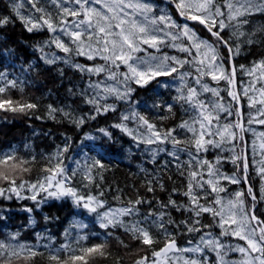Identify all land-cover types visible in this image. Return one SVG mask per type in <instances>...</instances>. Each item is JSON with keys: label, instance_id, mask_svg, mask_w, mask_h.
Here are the masks:
<instances>
[{"label": "trees", "instance_id": "16d2710c", "mask_svg": "<svg viewBox=\"0 0 264 264\" xmlns=\"http://www.w3.org/2000/svg\"><path fill=\"white\" fill-rule=\"evenodd\" d=\"M154 1L157 5L167 3V8L173 16L178 21L182 20L174 5L177 0ZM42 2L55 16L58 10L49 3V0H42ZM219 2L223 3V0ZM11 4L12 0H0V17H11L8 24L0 26V71L7 74V79L15 80L17 87L9 88L4 97H11L13 101L20 104L32 103L36 107L15 113L0 109V157L10 154L18 165L14 175L10 167L13 161L0 165V170L8 172L10 179L15 178L18 187L22 181L28 183L41 181L49 175L45 171L46 168L54 167L58 161H62L66 175L71 177L68 181L70 186L76 188L81 195H96L98 199L105 202L104 208L117 205L130 206L129 201H135L138 198L147 201L137 205L138 212L124 217V221L131 224L139 220L141 226L150 228L154 243L144 245L139 240L133 239L131 234L126 233L123 228H101L95 213L77 207L68 197L59 200L49 198L46 203H40L38 206L37 202L31 199H20L8 192L7 190L11 187L10 182L0 180V188L6 190L5 196H0V238L5 239L12 233H18L20 239L33 244V250L40 253L31 260L25 261L23 255L26 253L18 258L9 257L3 252L4 255L0 256V264L2 261L5 263L12 261L16 264H52L48 259L49 248L44 246L50 245L51 248L58 249L65 240L66 230L74 224L76 218L86 226L84 232L88 239L81 241L82 244L90 246L107 241L106 251L109 254L103 257L96 256L92 264H136L141 257H147L148 264H152L155 259L152 255L153 251L162 248L166 239L174 238L180 245H183L189 241H197L205 232H219L218 217H214L210 212L202 213L197 217L194 212L184 208L177 211L176 207L170 204L167 208L161 206V203L168 204L171 197L177 205L191 207L189 197L184 195L188 190L191 171L201 173L203 177L202 180L197 178L203 187H194L199 203L204 206L213 204L216 192H213L211 186L205 183L207 165L203 164L202 160L208 161L218 172L236 171L241 177L244 175L243 162L233 163L228 151L221 147L208 146L206 151L197 152L194 144L191 143L193 134L179 127L184 121L189 122L192 119L193 111L188 104L175 99L180 94L174 86L168 83L167 77L169 76L157 77L143 86L131 81L130 87L134 91L127 99L119 100L115 95L105 94L99 89L90 87L91 83L102 80L105 74L117 72L119 75L123 71L127 72L126 66L120 65V68L116 69L99 56L89 60L86 56L77 55L75 49L70 54L65 53V56H58L59 59L52 64L46 63L43 56L47 55L48 51L58 50L56 46L46 44V41L51 40L52 33L46 27L28 32L24 23L13 12ZM21 14L28 17L22 12ZM244 18L248 19L249 23L244 25L247 33L241 43L228 28L222 33L225 40L231 37L230 43L234 51L237 45L240 46L239 54L234 57L239 86L243 80L249 84L250 82L240 75L238 67L242 65L247 67L264 60V31H261L264 29V14L256 13ZM190 22L200 34L214 42L215 38L203 25L197 21ZM249 35L256 41L255 43L246 42ZM218 51L229 69L228 49L220 48ZM65 59L70 62L65 63ZM76 64L84 66L85 69L104 66L105 71L99 74L87 70L81 71L73 66ZM204 77L209 79V76ZM259 77L258 75L254 78L258 90L264 88V78L258 79ZM212 82L222 87V97L233 111L231 116L227 112L219 113V121L214 122L216 124H236L239 119L235 114L238 104L229 98L228 92L224 90V86L228 87V83L224 80ZM2 84L3 82L0 86ZM250 87V92L257 100L254 108L259 106L264 108V105L258 102L259 97L261 99L264 97H261L253 86ZM97 92L100 93L98 97L100 105H114L115 111L96 114L95 105L87 103L86 100L95 96ZM240 97L244 120L247 123L248 111L251 108L247 103L248 95L243 94ZM168 105H172L171 111L168 110ZM49 106L56 111L50 113ZM133 111L145 116L150 123L163 132L176 129L177 138L188 143H182L184 147L180 151H170L169 148L164 152L157 151L155 160H153L152 150H156V147L158 149V144L140 143L138 139H134L135 136L113 127L114 124L121 122L122 114L131 115ZM91 115H95L96 118H88ZM81 117L85 119V123L78 127L74 121ZM123 123L139 125L141 129H146V126H142L138 119H129ZM99 129H106L110 132L111 139ZM236 130L235 142L239 156L243 159L245 144H248V134L245 132L241 134L239 128ZM88 135L93 139H86ZM65 146L68 149L66 152L63 151ZM260 151L261 155H256V158L258 160L262 158L263 161H260L257 167H253L249 159L246 175L247 182L253 187V193L257 197L254 213L259 220L264 221V204L259 201L260 183L264 181L259 174L260 168L264 166V148ZM168 152H174L175 155H168ZM97 153H102V163L105 168H94L93 183L84 187L88 183L83 179L85 166L79 169L66 166L76 156H85V165L91 164L92 161L88 157L97 156ZM248 158L251 156L248 155ZM21 161L25 162L22 167L28 171H19ZM73 169L76 170L75 176L72 175ZM98 173L102 174V180ZM150 180L153 182L151 185L148 183ZM192 183L195 186L196 180ZM161 184H163V189L160 187ZM149 186L153 187L154 191L149 192ZM223 188L224 192L228 193L241 190L248 205L251 204L243 179L240 183L227 184ZM101 191L104 193L103 196H99ZM21 194L24 197H30L33 193L26 187L21 190ZM8 196L11 198L9 199ZM45 196L40 193L38 200ZM27 209L32 211L29 212ZM150 211L154 215L149 217L145 223L144 217L148 216ZM161 213H165L162 220L167 232L153 223V221L161 220ZM195 220H199V224L195 225L200 228L199 232H188L187 227L181 223V221H187L189 225H192ZM204 225L208 227H203ZM109 232L112 233L111 236L108 235ZM121 240L124 244L120 243ZM207 251L210 254V264H217L216 252L209 249ZM60 254L66 255L63 252Z\"/></svg>", "mask_w": 264, "mask_h": 264}, {"label": "snow or ice", "instance_id": "6c2138e0", "mask_svg": "<svg viewBox=\"0 0 264 264\" xmlns=\"http://www.w3.org/2000/svg\"><path fill=\"white\" fill-rule=\"evenodd\" d=\"M32 5L35 12L40 13L38 18L33 19L32 17H25L21 14L20 9L23 8V3H17L12 0V10L15 15L24 23L28 32H33L34 30L46 27L50 33H53L50 41L46 43H54L56 48L60 49L66 54H70L73 51L72 45H75V52L77 55L86 56L87 59L92 60L96 56L104 60L106 63L113 65L116 69L120 68V65L127 67L128 71L126 73H119L123 75V84L125 85L124 90L121 91L120 88L113 87L110 85H103V82H98L96 84L90 85V87L95 89H101L105 94L115 95L119 100L127 99L128 96L134 91L133 88L128 86V82L132 81L138 85H146L149 81L156 79L157 77L172 76L173 73H178L180 68H183L185 64H190L195 67L198 73L196 77V84L200 85L203 92H211L213 96H219V89L209 87L207 83H202V78L204 76H210L213 81L226 80L230 86L228 95L232 97L237 104L240 103V97L238 93L231 90L235 84V67L232 68L231 73L228 72L224 65V58L221 57L218 49L227 48L228 49V61L231 62L235 55L239 54L240 46L237 45L235 51L230 43L231 37L225 40L222 33L225 29L231 28L233 22L236 23L237 30L245 24L249 23L248 19L244 17L251 16L256 13L264 14V0H223L220 3L219 0H178L175 6L179 10V14L185 17L186 20L197 21L200 25H203L207 31L215 38L214 42H209L201 38L197 32L190 28L187 23L183 25H178L171 16L161 11L160 15L154 14V5L148 2V0H49V3L58 10L57 15H53L48 7L45 6L42 0H28ZM93 5H99L95 7ZM226 9V11H225ZM71 17L72 19H68ZM11 21V17L3 16L0 17V26H4ZM172 29H176L173 32ZM264 31V29H261ZM236 35V33H233ZM239 36H245V32H239ZM63 36L69 38V42L63 40ZM184 38L187 43L176 44L172 43L170 46L177 48L180 52L187 53V57L180 59L176 56L165 55L162 59L158 57H151L150 59H143L141 57L135 56V53L145 51L144 45L149 48H154L159 50L161 45L166 44V39L170 41H177ZM248 44H253L254 41L249 35L246 41ZM41 51H43L41 49ZM46 63L52 64L58 57L48 58L47 55L43 56ZM70 61L65 59V63ZM79 68L81 71L87 70L88 72H95L99 74L105 71L104 66H96L94 68L85 69L81 65H73ZM244 69V66H241ZM249 76L254 75L259 71L260 78H264V60L254 63L250 70H245ZM118 73H110L108 79L115 80ZM189 73H179L180 79L183 80ZM0 81H3L2 86H0V109L11 112H24L26 109L35 108L36 105L32 103L20 104L11 99V97L5 98L4 94L9 88L17 87V82L15 80L7 79L5 72L0 71ZM119 83V81H118ZM255 86L253 85V89ZM178 91H180L178 89ZM260 96L264 97V88L260 90ZM199 93L196 88L189 87L187 90V95L181 94L176 97L178 101H183L188 104L195 112V118L192 123L184 121L179 125L182 129H187L189 132L193 133L191 143L194 144L197 152L206 151L208 146L220 147L221 142H227L228 140L236 139V132L234 129L239 128L241 132L244 131L243 125L239 123L230 124L226 123L221 128L218 123L215 125V131H213V121H219L220 112H227L229 116L233 115L231 106L225 107L224 104L219 101L213 102L211 104L199 100ZM244 95H248V89H245ZM100 93L86 100L87 103L95 105L96 114L106 113L108 111H115L114 105H103L99 103L98 97ZM222 99V98H221ZM249 107H254L257 103L255 98H249ZM261 105H264V98L258 101ZM168 110H172V105H168ZM50 113L56 111L51 106H49ZM237 117L241 115L240 109L235 110ZM259 115L264 116V109L259 110ZM88 118L95 119V115H91ZM121 122L113 125L115 128H120L122 131L132 135V131L126 126L124 121L129 119H138L142 126H146L148 135L143 137H134L138 139L140 143L146 145L152 144H165L170 142L173 148H176L182 143H188L187 141H181L177 138L176 129H168L163 134L156 129V126L150 123L145 116L140 115L138 112L133 111L131 115L122 114ZM254 119V118H253ZM253 119H249L248 123L251 124ZM77 126L85 123V119L81 117L80 119L74 121ZM257 122L264 124V119H260ZM198 124L199 129L194 127ZM105 136L111 139V133L106 129H99ZM264 135V134H262ZM219 137L216 140L215 137ZM208 137V138H206ZM86 139H93L92 137H86ZM241 139L243 137L241 136ZM261 148H264V143L261 144ZM67 146L63 151H67ZM153 151V160H155V155L157 151L164 152L165 148H158ZM168 155H175L174 152H168ZM92 161L91 164H86L83 172V179L88 183L84 187H88L94 181L93 169H104L105 165L102 163L103 155L102 153H97V156L88 157ZM241 160L240 156L233 155L232 162ZM9 161H13L10 165L12 169V175L18 168V165L14 161V157L10 154H4L0 157V165H6ZM24 161L20 162L19 171L26 172L28 169L23 168L22 165ZM208 167L209 177H219L221 179H227L233 184L241 182V178L236 174L232 176H221L218 170L214 169V166L208 161H203ZM178 167L180 165H177ZM247 169L248 164L246 159L243 161V170L245 176L244 181H247ZM46 172L49 173L44 177L43 181H37L36 183H28L22 181L19 186H16V179L11 178L10 174L6 171L0 170V180H6L10 182L11 187L7 190L10 193L15 194L18 198L24 199L28 198L35 202L39 206L40 203H46L47 199H62L65 197L70 198L77 207H82L91 213H95L97 220L101 228H123L126 233H130L132 238L139 240L144 245H152L154 243L153 237L150 234V228L141 226L140 221L134 223H126L122 217L131 216L138 212L137 205L146 203L140 198L135 201H129V207H123L119 209H109L107 211H98L103 209L105 202L98 199L96 195L88 194L81 195L79 191L71 187L66 181H70L71 177L66 175V170L62 164V161H58L54 167L46 168ZM100 175L101 180L103 179L102 174ZM259 174L262 179H264V166L259 170ZM72 175H76V170H72ZM191 177L188 185L187 192L184 195L188 196L190 199L191 207L188 208L184 205H177L176 201L169 198L168 204L161 203L163 208H167L168 205L176 207L177 211L181 208L194 212L195 216H200L202 213L210 212L214 217H219L220 226L223 228L224 225H234L235 228L232 229L231 234L243 240L247 247L237 245L235 248L231 246L228 247L227 251H224L225 246L218 241L206 240L201 236L200 243L203 244V248L199 244L195 247L179 248L177 242L174 238L166 239L164 247L159 250L153 251L152 255L155 258L152 264H176L173 262L169 254L176 252L193 253L201 255H193L191 257H183V264H210L207 256L202 255L204 248L215 251L217 254V264H264V221L258 220L254 212L249 215L245 210L244 200L242 199L243 193L236 192L235 200L229 199L227 204L222 202L221 198L215 200V205H219L217 210L215 207L204 206L199 203V198L194 192V187H203L200 180L203 179L202 174L196 171H191L189 173ZM58 177H61L58 179ZM200 180H197V178ZM196 180V185L194 186L192 181ZM149 185L153 182L150 180ZM211 186L213 192H223L224 188L219 187L218 181L214 182L213 179H208L205 181ZM99 187V185H96ZM27 189L33 194L30 197H24L21 194V190ZM163 189V184L160 185ZM5 189L0 188V196H5ZM148 191H154V188L149 186ZM175 191V190H174ZM264 192V189H262ZM40 193H46L45 197H41ZM248 194L251 195L253 201L257 199L255 195L252 194V188H248ZM104 193L101 191L99 196H103ZM10 199L11 196H8ZM31 212V209H27ZM153 212H149L148 216L144 217V222L147 223L149 217L153 216ZM165 213H161V220L159 222L153 221L161 229L165 228L162 217ZM47 219V217L45 218ZM171 222V221H170ZM187 227L188 232H199L200 228L195 225L199 224V220L193 221L192 225H189L187 221H181ZM255 225V226H254ZM80 227H86L85 225H80ZM203 227H208L204 225ZM227 233V230L225 234ZM67 234V230H66ZM15 234L11 239L15 240ZM109 236L112 235L111 232L108 233ZM171 236V234H168ZM88 239L87 235H79L76 238L73 247L72 243H65L58 249L51 248L50 245H45L44 247L49 248L48 259L52 264H92L93 259L96 256H107L109 253L106 251L108 244L105 240L101 243L82 244L81 241H86ZM117 239H119L117 237ZM121 244L124 242L121 240ZM189 243H192L189 241ZM127 247V245H124ZM9 245L0 242V249H8ZM228 251H238L243 254L244 260L240 262L227 261L224 257L227 255ZM63 252L66 255L62 256L60 253ZM25 261L31 260L32 257L39 255L40 253L33 250L32 247H27L24 244L19 245V250H11L8 252L9 257L16 256L21 257L22 254ZM255 254V255H254ZM4 255L0 252V256ZM136 264H148L147 257H141L136 261Z\"/></svg>", "mask_w": 264, "mask_h": 264}, {"label": "rangeland", "instance_id": "374dc122", "mask_svg": "<svg viewBox=\"0 0 264 264\" xmlns=\"http://www.w3.org/2000/svg\"><path fill=\"white\" fill-rule=\"evenodd\" d=\"M148 2H150L151 4L154 5V14L155 15H157V16L160 15L161 11L163 10L164 12H167L171 16V18L178 25H183V24L187 23L188 26L190 28L194 29L201 38H203L205 40H208L209 42H213L212 40H210L206 36L200 34L197 31V29L191 24L190 21H186V20H183V19L181 21H178L173 16V14L169 11V9L167 8V3L166 4L164 3L162 5H157L154 0H148ZM176 2H178V0ZM17 3H23L24 6H23V8L20 9V11L22 13H24L25 15H28V17H32L33 19H35V18H38L40 16V13L35 12V10L32 8V5L28 2V0H17ZM93 6L99 7V5H93ZM225 11H226V9H225ZM57 14H58V11L56 12V15ZM68 19L71 20L72 18L69 17ZM228 29L230 30L231 33H236V38L238 39V41L240 43L243 41L244 36H239L238 33L239 32L247 33L246 32L247 29H245L244 25L242 27H239V29L237 30V26H236L235 22H233V26L231 28H228ZM172 31L176 32V29H172ZM53 35L54 34L52 33V36ZM62 38H63V40L65 42H69V38L67 36H63ZM172 43L181 44V43H187V41L184 40L183 37H181V39H179V40H177L175 42L166 39V44L165 45H161L159 47V50L154 49V48H149L147 45H144L143 47L145 48V51H142V52H139V53H135L134 55L138 56V57H141L143 59H150L151 57H158V58L162 59L165 55L170 56V57L171 56H176V57H178L180 59H184L185 57H187V55H188L187 53L180 52L177 48L170 46ZM46 44L50 45V46H55L54 43H46ZM72 48L75 49V45H72ZM60 51H61L60 49H58L56 51L55 50L54 51H48L47 52V56L48 57H58V56H61V55H64V56L66 55L63 51L62 52H60ZM224 65H225V67L227 68V70L229 72V69H228L225 61H224ZM253 65H254V63H252L251 65H249L247 67H244V69H241V66L238 67V68H240V75L245 77L250 82V84H249V83H247V82H245L243 80V81H241V86H239L240 96L244 94L245 89H248V98H247V103L248 104L250 103L249 98L250 97L254 98L253 93L250 92V88H251L250 86H253V85L255 86L254 78L256 76H258V75L260 76L259 71H257V73H255L252 76H249L246 73L245 70H250L253 67ZM94 67H96V66H94ZM184 72L189 73V75H186L184 77V79L181 80L180 76H179V73H184ZM122 73H126V72L123 71ZM109 75H110V73L109 74H105L104 78L102 80L92 82L91 85L92 84H96L98 82H103V85H110V86H113V87H117V88H120L121 91H123L124 87H125V85L122 83L123 82V75H118L115 80L108 79ZM197 75H198V73L196 72L194 66H192L190 64H185L183 68L179 69L178 73H173L172 76L167 77V80H168V83H170L172 86H174L176 88L177 92L180 95L183 94V95L186 96L188 88L192 87V88H196L197 89V92L199 93V95H198V99L199 100L205 101V102H207L209 104L219 101L220 103L224 104V106L226 108L229 107V104L222 97L223 96L222 87L220 85L212 82L213 80L211 79L210 76H209V79L206 78V77H203L202 78V83H207L209 85V87H212V88H218L219 89V96L218 97L217 96H213L211 92H203V90L201 89L200 85L196 84ZM118 81H119V83H118ZM224 81H226V80H224ZM2 82L3 81H0V84ZM226 83H228V82L226 81ZM130 84H131V81L128 82V86H130ZM238 84H239V81H238ZM178 89L180 91H178ZM254 89L257 92L260 93V91L257 89L256 86H255ZM99 90H101V89H99ZM224 90L226 92H228L229 88L227 86H224ZM259 99H261V98L259 97ZM190 109L193 111V109L191 107H190ZM260 109H264L263 106H259L257 108L251 107L249 109V111H248L249 119H253L254 118L253 122L251 124L248 123L249 120L247 121V123L245 122L244 116H243V112H241L242 113V119H243V128H244L243 132L248 134V144L246 146L245 157L248 158V155H250L251 158H248V159L251 160L253 166H255V167H257V165L260 163V161H263L262 158L259 159V160H258V158H256V155H261V151H260L261 144L264 143V135H262V134H264V124H261V123L257 122L260 119H264V116H260L259 115V110ZM220 113H223V112H220ZM195 115L196 114L193 111V117L189 121V123H192L193 119L195 118ZM238 121H239V119H238ZM224 124H226V123H220L218 125L222 128L224 126ZM213 125H214L213 131H215L216 123L214 121H213ZM126 126L132 131V135L135 136V137L139 138V137H143V136L148 135L147 129H141L139 125L136 126V125H132V124H126ZM194 127L199 129V125L198 124L194 125ZM156 129L158 131H160L162 134L164 133L162 130H160L158 128H156ZM185 130L188 131L187 129H185ZM234 131L236 132V137H237V130L234 129ZM189 133L193 134L192 132H189ZM175 134H177V133H175ZM241 134H243V133L241 132ZM206 138H208V137H206ZM215 139L219 140L220 138L217 136V137H215ZM183 147L184 146L181 145V144L178 145L176 148H173V145L171 143H165V144H160V145L158 144V148H165V149L169 148L170 151H180V150H182ZM220 147L223 150L228 151V154H229L231 160H232L233 155L239 156V150L237 148V143L235 142V140H228L227 142H221ZM156 149H157V147H156ZM202 161H204V160H202ZM240 162H241V160H240ZM69 166H71L73 168H78V169L79 168H84V166H85V156L73 157L71 159L70 163H69ZM206 169H207L206 170L207 171V180L211 178V179L214 180V182L218 181L219 187L223 188L225 186V183L223 182V180H227V179H221L219 177H209L208 167ZM219 174L221 176H232L233 174H236L238 177L241 178V176L238 175V173L236 171H233L231 173H225L224 171H219ZM60 178L61 177H58V179H60ZM41 181H43V179ZM227 181H229V180H227ZM66 183H67V181H66ZM262 189H264V181H262L260 183V189H259V201H261L264 204V192H262ZM236 192H238V191H236ZM236 192H234L232 194H227L224 191L223 192H219V193L216 192V197L214 199V202H215V200L217 198H221L222 202L227 204V201L229 199L235 200V193ZM239 192H242V191H239ZM43 194L46 195V193H43ZM242 199L244 200L245 210L249 213V215H251V213H250V205H248V203L246 202V199H245L244 195H243ZM214 202L209 207H215L218 210L219 209V205H215ZM123 207H129V206H112V207L104 208L101 211H107L109 209L115 210V209H119V208H123ZM121 219L124 220V217H122ZM219 219L220 218L218 217L219 232H216V231L205 232L201 236H203L206 240H213V241L220 242L221 244H223L225 246L224 251H227L229 246H231L232 248H235L237 245L247 247L246 243L243 240H240L238 237H235V236H233L231 234V231H232V229L235 228V226L234 225H224V227L222 228L220 226ZM136 221H139V220H135L132 223H134ZM80 225H85V223H83L80 219L76 218L75 221H74V224L71 225L70 227H68L67 234L65 232V240L63 241L62 244L71 242L72 246L76 245L75 241H76L77 236L85 235L84 231H83V229L85 227H80ZM226 230H227V233L225 234ZM15 234L16 233H12L8 237L6 236L7 238H5V239H3L4 237L0 238V242H3L5 244L9 245L8 249H0L2 252L8 254V252H10L13 249L19 250V245L20 244H24L27 247H32L33 244L27 242V240L20 239L18 237V235L16 236L15 240L11 239V237L13 235H15ZM201 236L195 242L183 244L181 246V248L195 247L198 244H199L200 247L203 248V244L200 243ZM60 246L58 248H60ZM207 249L208 248H204L202 255L207 256L209 261H210V254L207 251ZM193 255H201V254L176 252V253H170L169 257H170V259L173 262H176V264H183V260H182L183 257H191ZM224 259L229 261V262H231V261L240 262V261L244 260V256H243V254L239 253L238 251H228L227 255L224 257ZM2 264H16V262L13 263L12 261H9V262L5 263V262L2 261Z\"/></svg>", "mask_w": 264, "mask_h": 264}, {"label": "water", "instance_id": "95a60500", "mask_svg": "<svg viewBox=\"0 0 264 264\" xmlns=\"http://www.w3.org/2000/svg\"><path fill=\"white\" fill-rule=\"evenodd\" d=\"M230 66H231V70H232L233 67H235V66H234V59L231 60V62H230ZM233 90L236 91V92L238 93L236 74H235V84H234ZM238 95H239V93H238ZM239 109L241 110V106H240V104H239ZM241 122H242V121H241Z\"/></svg>", "mask_w": 264, "mask_h": 264}]
</instances>
